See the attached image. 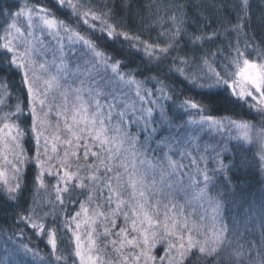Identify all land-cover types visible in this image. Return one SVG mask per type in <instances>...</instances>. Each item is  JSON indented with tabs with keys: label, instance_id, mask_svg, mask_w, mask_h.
Masks as SVG:
<instances>
[{
	"label": "snow or ice",
	"instance_id": "snow-or-ice-1",
	"mask_svg": "<svg viewBox=\"0 0 264 264\" xmlns=\"http://www.w3.org/2000/svg\"><path fill=\"white\" fill-rule=\"evenodd\" d=\"M15 7L0 4V17L5 22L0 26L4 32L0 36V72L5 73L0 77V121H7L0 132L7 130L5 139L11 142L13 157L5 161L11 176L0 172V208H19L18 223L48 237L54 264L62 260L58 254L62 226L75 239L74 255L79 264H157L158 245L164 248L159 264H188L197 250L198 259L212 264H264V244L240 243V222L227 223L222 215L223 194H212L217 184L226 190L230 182L226 173L231 171V164L225 165L220 159L227 147L219 146L218 167L211 172L206 165L198 167L205 157H197L192 151L194 146L199 150L200 133L206 125L217 132L225 127V119H214L212 113L230 112L244 105L264 112V51L252 43L257 37L251 27V0L222 5L226 16L207 17V24L197 20L202 28L192 33L183 12L186 5L175 0L165 3L163 15L157 13L163 31L156 40L124 30L115 19L118 6L109 5L107 0L103 4L53 0L51 9L39 4L31 8L25 5L17 11ZM57 12L74 20L76 29L68 21L59 20ZM81 21L87 26L86 35L77 31ZM209 28L211 32L205 36ZM241 33L247 41L243 47ZM221 34L228 38L226 45ZM234 34L235 43L231 39ZM160 40L163 47L157 43ZM216 40L221 42L215 52L201 51L204 43ZM181 52L183 57L173 55ZM253 52L257 53L255 57ZM9 75L21 79L15 105L11 104ZM176 80L183 89L174 86ZM146 84H152L151 89L145 88ZM184 89L193 96L181 100L177 93L182 95ZM130 100H138L140 107ZM173 105L184 115L195 110L200 120L183 121V116L172 115ZM53 114L58 120L63 118V128L57 124L59 134L53 137L51 152L56 155L49 153L45 135ZM192 124L197 127L190 128ZM227 124L241 129L245 141H264V130L249 137L248 122L229 119ZM132 128L136 129L134 133ZM57 142L67 147L53 171V161L60 155ZM33 143L34 149L24 147ZM33 151L35 155H31ZM221 175L224 183L217 180ZM49 179L56 181L55 200L41 199L38 203L33 196L29 203L25 193L50 190L53 185L46 183ZM81 197L80 210L70 215L69 205L75 206ZM178 198L185 200V206L177 204ZM195 201H207L212 208L215 227L211 239L195 219L198 216L202 222L205 217L198 215V209L188 211ZM82 215L87 247L78 234ZM121 217L122 225L117 223ZM101 218L106 222L103 233L97 224ZM260 228L264 233V216ZM113 236L116 239L110 240ZM97 242L104 249L111 246L116 253L131 246L133 255L102 259L96 255L100 253Z\"/></svg>",
	"mask_w": 264,
	"mask_h": 264
},
{
	"label": "trees",
	"instance_id": "trees-1",
	"mask_svg": "<svg viewBox=\"0 0 264 264\" xmlns=\"http://www.w3.org/2000/svg\"><path fill=\"white\" fill-rule=\"evenodd\" d=\"M74 3H79L80 0H73ZM95 4H103L105 0H92ZM109 5L115 3L117 7L118 15L115 19L124 26V30L130 31L132 33L141 32L143 38L147 39L149 35L152 40H156L157 35L163 31V29L157 23L159 15H163L162 5L165 3H173V0H107ZM176 3L181 5H186L183 8V12L187 14L188 23L191 27L188 28V32L192 33L194 29L202 28L201 24H197V20L203 19L204 23H209L210 17L216 19L218 16H226L227 14L221 11V6H231L235 3V0H175ZM53 0H0V4L7 5H16L13 9L14 11L24 8L25 5L28 8H31L33 5H46L51 9ZM252 10H251V27L252 30L256 33V39L252 41L256 49L264 51V44L261 43V40H264V0H251ZM106 10V9H105ZM56 16L61 21H68L71 23L72 27L76 29V22L74 20H69L68 17L63 15L61 12H57ZM235 13L233 12V17ZM27 18V10H25V21ZM5 24L4 19L0 17V26ZM153 27L155 31H152ZM212 27H217L213 24ZM87 26L81 21L80 27L77 31L81 35H86ZM211 28L205 31L203 34L205 36L209 35ZM3 27H0V36H3ZM40 36V33L37 32ZM200 34V33H197ZM233 43L236 42L237 37L235 34L232 36ZM241 41V47L246 43V38L243 36V33L239 37ZM221 40L226 45L228 38L224 37L221 34ZM220 40L213 42L204 43L201 49L202 52H215L218 47H220ZM160 47L164 46V41H157ZM191 48V44H189ZM251 50V49H250ZM185 51H188L187 49ZM201 53H197L200 55ZM173 55L184 56V53H173ZM257 55L256 52H253V57ZM191 56V52H189ZM5 75L4 72H0V77ZM8 83L10 85L13 99L11 101L12 105H15V97L19 95L21 85V79L19 76L9 75ZM154 83V82H153ZM174 86L181 90L183 85L179 80L173 82ZM145 88L151 89L152 84L144 85ZM25 97L27 95V90L25 88ZM181 100L188 96H193L192 92H188L186 89L183 90L182 95L178 91ZM131 95L134 94V89L131 91ZM199 99V97H195ZM250 99V98H249ZM5 103H8L5 101ZM179 101L177 102L178 105ZM137 104V103H136ZM177 105H173L172 115L174 116H183V121H199L200 115L196 114V111L193 110L191 115H184L182 110L177 108ZM146 108L148 107L145 104ZM139 108V107H138ZM7 110V109H5ZM214 119H225V127L221 129L220 132H217L215 128L209 130L208 126L204 127V130L200 133L199 138V150L197 151L196 147L192 148V151L197 157L203 155L205 159L201 161L198 165L200 169H203L205 165L208 168V171L211 172L213 169L218 167L216 160V152H221L220 145L227 147L228 151L221 152L220 159L225 165L231 164V171L227 172L226 175L230 178L227 189L219 187L213 190L212 194L215 195L217 191L223 194L222 203L224 208L222 210V215L224 220L230 225L236 221H239L241 224V229L239 233V242L245 243L246 241H254L258 245L264 244V233H262L260 228L261 217L264 216V160H261V149L264 148V141H258L255 139H250L245 141L242 138V131L237 129L235 126L228 125L227 120H236L237 122L245 121L250 125L249 128V137H256L257 134L264 130V112H260L257 109H251L247 105H244L242 108H237L234 111L230 112H214L212 113ZM54 116L51 117L49 123L51 127L53 126ZM183 121H176L177 123H182ZM7 121H0V128ZM30 124V121H29ZM48 127V128H51ZM190 128H196V124L189 125ZM131 131L134 133L135 128H132ZM6 135L1 136L0 140V150H2L4 156H0V172L4 173L6 176L10 177L11 172L8 165L5 163L6 160H11L12 157V145H9L2 148L3 145H6L5 137ZM141 140L144 139L143 136L140 137ZM158 139V138H157ZM153 147H155V142H153ZM27 149L28 147L35 148L34 143L32 145H24ZM215 149V151H213ZM60 152V149H58ZM52 155H56L52 153ZM31 155H35L33 151ZM82 155V151L80 153ZM184 164L188 163V160L183 161ZM58 163L53 161V171L56 170ZM73 170H75V164H73ZM159 170H157V180H159ZM31 173V170H30ZM217 180L220 183H224L223 175L218 176ZM2 182V178H0ZM46 183H50L53 187L50 190L39 189L36 193H25V196L29 198V203H31V198L36 197L37 202L41 199L47 201L49 199L55 200V185L56 181L49 179ZM62 186V185H61ZM83 197L79 198V201L72 206L71 204L68 207L69 214H74L76 211L80 210L79 203L83 201ZM95 203V202H94ZM177 204L185 206V200L183 198L177 199ZM87 206V205H86ZM27 207V205H25ZM198 209V215H203L205 217L204 221H199L198 216L195 217L198 223L202 225V229L207 232V236L211 239L214 230L213 222V212L212 208L209 206L207 201H195L192 202L191 207L188 208V211L192 209ZM49 211L51 208L48 209ZM19 208L13 210L8 208H0V261H3L4 264H7L9 260L13 264H49V261H53L54 257L52 256V249L50 245L47 244L48 237L45 235L43 237L37 235L30 227H25L23 223H18L17 213ZM161 220L164 218V210L161 206L160 209ZM171 215V213H169ZM65 217L61 213V219ZM51 219V217H49ZM85 216L82 215L80 218L81 228L78 230V234L82 236V240H88L86 235V226L83 221ZM106 222L101 218L97 221V224L100 225L99 232L103 233V225ZM118 224H123V218L117 221ZM73 229H75L74 223L72 224ZM95 227V225H94ZM108 227H112L108 225ZM130 227V222H129ZM115 231H119L118 228ZM242 237V238H241ZM131 237H129L130 239ZM203 238V237H200ZM94 241L96 238H93ZM111 239H116L115 236L110 237ZM88 242V241H87ZM17 245L20 246V249L17 250ZM27 247V250L25 248ZM97 247H100V255L102 259H122L124 256H132L133 250L131 246H125L120 253H116L111 246L107 249H104L99 242L96 244ZM59 252L62 256L60 264H77V257H75V239L72 236L71 232H65L63 226L59 235L58 240ZM119 247V244H117ZM159 251L156 252L157 255V264H159V257L164 255V248L157 246ZM136 252L139 250L136 249ZM156 250L154 249V252ZM255 254V253H253ZM200 256L198 250L195 255H190L188 258V264H212L210 260L206 261L203 259H198ZM142 264V262H141Z\"/></svg>",
	"mask_w": 264,
	"mask_h": 264
},
{
	"label": "rangeland",
	"instance_id": "rangeland-1",
	"mask_svg": "<svg viewBox=\"0 0 264 264\" xmlns=\"http://www.w3.org/2000/svg\"><path fill=\"white\" fill-rule=\"evenodd\" d=\"M36 35H37V37H39V35L36 33ZM48 39H52L51 37H48ZM48 59H49V61L51 60V57L49 56L48 57ZM39 69H37V72L39 73ZM134 89V88H133ZM134 94H135V89H134ZM57 95V99H58V101L59 102H61L62 103V100H60V97H59V93H57L56 94ZM133 97L135 96V95H132ZM132 102H135V104H136V107L138 108V107H140V103H139V101L138 100H136V101H131L130 100V104L132 103ZM145 108H146V106H145ZM53 116H54V119H53V126L51 127V128H48V130L45 132V135L46 136H48V138H49V153L51 154V148H52V144H53V137L55 136V135H57V134H59V133H57V131H56V126H57V124H59V126H60V128H63V118H60L59 120L55 117V115L53 114ZM3 128V126L0 128V129H2ZM241 130V129H240ZM6 129L3 131V132H0V140H1V136L2 135H6ZM242 131V130H241ZM242 133V132H241ZM5 142H6V145H3L2 146V148L4 149L5 147H7V146H9V145H11V142H10V140H8V139H6L5 140ZM58 143V142H57ZM65 147H67L66 145H59V143H58V149H60V155L59 156H57V158H56V160H54V162L56 161L58 164H59V160L63 157V149L65 148ZM4 154L5 153H3L2 152V150H0V156H4ZM79 222H81V221H79ZM74 226H75V223H74ZM75 230V229H74ZM87 239H85V237L83 238V240H82V245L84 246V247H87ZM20 249V246L19 245H17V250H19ZM139 250V249H138ZM78 259V258H77ZM77 264H79V259L77 260Z\"/></svg>",
	"mask_w": 264,
	"mask_h": 264
}]
</instances>
